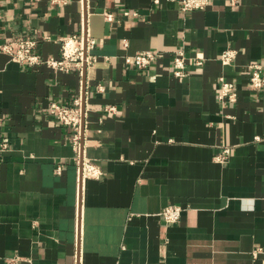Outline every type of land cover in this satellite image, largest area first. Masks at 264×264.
Here are the masks:
<instances>
[{
    "label": "crops",
    "instance_id": "obj_1",
    "mask_svg": "<svg viewBox=\"0 0 264 264\" xmlns=\"http://www.w3.org/2000/svg\"><path fill=\"white\" fill-rule=\"evenodd\" d=\"M209 1L183 12L180 0H0V45L69 36L82 19L97 41L83 76L0 50V264H264V87L250 83V64L264 69V0ZM144 50L158 51L149 66L125 63ZM179 50L185 77L172 72ZM222 76L236 101L219 98ZM80 91L77 150L49 105ZM84 159L99 177L80 182ZM170 204L186 209L166 224Z\"/></svg>",
    "mask_w": 264,
    "mask_h": 264
},
{
    "label": "built area",
    "instance_id": "obj_2",
    "mask_svg": "<svg viewBox=\"0 0 264 264\" xmlns=\"http://www.w3.org/2000/svg\"><path fill=\"white\" fill-rule=\"evenodd\" d=\"M59 1V0H56ZM66 2V0H60ZM158 2V0H156ZM240 0H231L235 5ZM210 4L209 0H180V8L183 12L191 11L194 9H203ZM126 15H130V12H125ZM136 15V13H133ZM104 16L108 21H112L114 16L110 12H104ZM56 40L60 42V57L42 56L38 51V45L41 41ZM127 44V41L124 42ZM97 44L96 38H94L87 27L85 26L84 19L81 22V28L78 33L71 34L69 36H61L53 38L49 34H45L42 37L29 35L26 37H17L14 40L7 41L0 45V50L8 54L12 61L26 64L30 67L38 66L42 63L55 71H69L77 69L81 76L84 75L85 68L90 66L95 61V56L92 54V50ZM157 50H144L137 52L134 55H126L124 61L126 64H134L138 68L143 69L149 66L157 59ZM235 57V51L228 48L221 55V61L224 64H228ZM197 64H202L201 61H197ZM251 75L250 83L253 88L261 89L264 87V69L260 63L250 64ZM172 72L176 77L186 76V55L183 50L176 52L173 58ZM222 84L220 99H226L230 102L237 100L238 91L236 85L226 80L223 76L220 77ZM84 96L80 91L78 95L73 99L71 105H65L58 102H52L49 105V113L60 124L70 126L73 129V145L79 150L81 148V140L83 135L84 125ZM256 140H260V136H256ZM7 144H3L6 146ZM232 148L230 146H223L221 150L215 154L214 160L219 163H225L231 155ZM80 177L83 179L89 176L99 177L101 174L100 169L93 163L83 160L80 166ZM186 208L180 204H170L163 208L161 215L166 224L178 222L181 218L183 211ZM8 264H33L32 258L13 256L9 259Z\"/></svg>",
    "mask_w": 264,
    "mask_h": 264
},
{
    "label": "bare ground",
    "instance_id": "obj_3",
    "mask_svg": "<svg viewBox=\"0 0 264 264\" xmlns=\"http://www.w3.org/2000/svg\"><path fill=\"white\" fill-rule=\"evenodd\" d=\"M80 182H82V177H80Z\"/></svg>",
    "mask_w": 264,
    "mask_h": 264
}]
</instances>
